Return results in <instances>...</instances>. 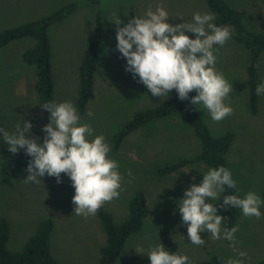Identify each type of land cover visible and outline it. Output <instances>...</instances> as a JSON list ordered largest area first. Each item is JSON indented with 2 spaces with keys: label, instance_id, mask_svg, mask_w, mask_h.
<instances>
[{
  "label": "rangeland",
  "instance_id": "1",
  "mask_svg": "<svg viewBox=\"0 0 264 264\" xmlns=\"http://www.w3.org/2000/svg\"><path fill=\"white\" fill-rule=\"evenodd\" d=\"M226 2L245 14L249 31L264 33V0ZM70 3L77 4L76 10L48 30L54 90L63 89L57 92L54 102L69 101L76 107L78 60L91 41L95 15L101 10L104 34L93 99L80 116L81 122L88 123L94 135L105 137L110 146L109 158L119 165L123 177L119 198L104 204L115 224L125 219L128 201L137 191L145 195L150 211L141 231L127 239L114 264H150L148 252L159 243L164 247L174 244L176 254L187 256L189 264H204L214 257L223 258L226 264L230 258H239V252L246 253L243 264L264 261V203L260 207L261 219L246 217L240 210L234 246L223 238L212 239L207 231L200 233L204 246L190 242L177 202L183 198L184 190L193 182L199 184L210 168L194 164L171 175L157 174V169L166 164L199 154L200 143L184 120L173 116L153 121L132 133L118 150H113L110 143L113 134L134 111L169 101L175 94L172 90L165 100L153 97L142 83H137L138 77L134 80L125 71L126 60L116 49L113 18L118 16L127 23L135 15L143 16L149 6L155 11L162 5L169 14L168 23H190L193 13H210L205 3L202 0H101L95 6L86 0H0V32L49 16ZM186 34L194 38V34ZM33 43L31 39H22L0 51V128L12 133L17 124L22 126L23 120H28L32 125L30 132L42 143L45 134L41 131L38 98L33 89L35 72L22 58ZM214 54L216 69L232 84L233 92L225 103L233 112L222 121L214 122L202 105H196L197 109L214 136L227 132L234 135L226 159L241 198L252 191L264 201V96H260L258 113L251 115L246 109L249 51L230 37L223 46L216 45ZM261 64V83H264V54ZM88 111L94 115L87 116ZM30 159L23 149L17 154L10 153L0 137V218L10 224L7 248L20 251L37 224L52 219L50 249L60 263L98 264L99 249L105 243L99 220L73 213L74 194L64 187L71 182L65 174H61L59 184L47 175L41 178V183H25ZM129 170L131 176L127 174ZM205 202L213 203L218 208L217 215L224 217L225 208L219 207L223 203L222 194L215 202L208 199Z\"/></svg>",
  "mask_w": 264,
  "mask_h": 264
},
{
  "label": "clouds",
  "instance_id": "2",
  "mask_svg": "<svg viewBox=\"0 0 264 264\" xmlns=\"http://www.w3.org/2000/svg\"><path fill=\"white\" fill-rule=\"evenodd\" d=\"M168 19L162 5L155 11L149 6L143 16L135 15L127 23L118 16L113 18L116 49L126 60L125 71L134 80L138 77L137 83H142L153 97L165 100L175 90L179 100H188L194 107L202 105L214 122L222 121L233 112L225 103L233 88L216 69L214 46H223L230 39V29L213 23L214 13L195 12L190 23L170 24ZM186 33L194 34V38ZM193 91L196 95L189 99ZM256 94L264 96V83L257 85ZM40 107L48 113L49 121L41 129L45 134L42 143L30 132L32 125L28 120H23L22 126L17 124L12 133L0 128V137L10 153L23 149L31 158L25 183H41L47 175L59 184L63 173L74 188L73 213L85 218L94 216L105 203L120 195L123 177L118 163L109 158L110 146L103 135H94V129L81 122L71 102H46ZM93 115L87 112V116ZM127 174L131 176V170ZM226 187L239 192L231 171L219 166L203 174L199 184L193 182L184 190L177 204L192 244L204 246L200 233L207 231L212 239L223 238L235 245L239 226L222 227L226 218L217 215L218 208L213 203L205 202L217 201ZM262 203L260 195L249 191L242 198L238 194L223 195L219 207L239 208L244 216L261 219ZM165 249L161 243L151 247L147 255L150 264H189L187 256ZM245 256L246 253L239 252V258H230L226 264H243Z\"/></svg>",
  "mask_w": 264,
  "mask_h": 264
},
{
  "label": "trees",
  "instance_id": "3",
  "mask_svg": "<svg viewBox=\"0 0 264 264\" xmlns=\"http://www.w3.org/2000/svg\"><path fill=\"white\" fill-rule=\"evenodd\" d=\"M86 1L95 6H98L101 2V0ZM202 1L210 13L215 14L214 23L217 26L228 27L231 31L230 37L249 51L250 61L246 68L248 87L246 109L251 115H256L259 111L260 99V96L256 94V87L261 84L264 33L249 31L244 22L245 14L231 7L226 0ZM76 7V3H70L49 16L0 32V51L14 41L31 39L34 42L32 46L24 51L22 58L27 65L34 68L35 82L33 89L38 98L41 128L49 121L48 113L43 111L40 105L46 102H54V81L48 30L70 16L76 10ZM103 34L102 12L98 10L95 15L91 41L84 51L78 68V90L75 108L80 116L85 113L89 102L93 99L94 77L97 71ZM257 64L259 68L256 67ZM194 95H196L195 91L189 93V99ZM173 116L180 117L193 130L200 143V152L192 159H181L158 168L157 174L159 176L171 175L194 164H202L213 169L219 166L228 168L226 156L231 148L234 135L227 132L221 136H214L199 113L197 106L194 107L188 100H179L176 91L169 101L151 108L134 111L130 119L123 123L111 137L112 149L118 150L132 133L149 123ZM71 183H65L64 187L74 194ZM231 194L240 196L239 192L237 193L227 187L222 196ZM240 210L231 206L225 208L224 217L226 220L223 222L222 227L230 229L236 226ZM149 214L147 199L141 191L135 192L130 197L127 204V215L118 224H115L112 213L104 206L101 207L94 215L99 220L105 233V243L99 249L98 264H114L121 255L127 239L141 231ZM53 228L52 219L40 221L34 233L27 238L22 249L13 252L7 248L10 224L5 218H0V264H62L53 256L50 249V237ZM223 240L226 243H231L225 239ZM165 248L166 251L176 254L177 248L174 244H169ZM204 264H225V261L221 257H214ZM256 264H264V261Z\"/></svg>",
  "mask_w": 264,
  "mask_h": 264
},
{
  "label": "crops",
  "instance_id": "4",
  "mask_svg": "<svg viewBox=\"0 0 264 264\" xmlns=\"http://www.w3.org/2000/svg\"><path fill=\"white\" fill-rule=\"evenodd\" d=\"M82 56H83V55H82ZM82 56H81V58H80L81 60H82ZM80 59H79L78 61H80V62H81V60H80ZM77 63H78V62H77ZM79 65H80V64H79ZM78 68H79V66H78ZM59 91H61V92H62V91H63V89H61V90H59ZM59 91H58V88H57V92H59ZM57 92H56V90H54V101H55V98H56Z\"/></svg>",
  "mask_w": 264,
  "mask_h": 264
}]
</instances>
